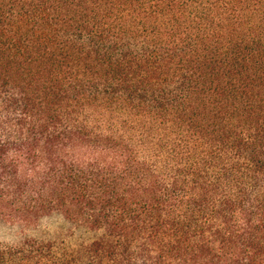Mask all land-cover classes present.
Listing matches in <instances>:
<instances>
[{
  "label": "trees",
  "instance_id": "trees-1",
  "mask_svg": "<svg viewBox=\"0 0 264 264\" xmlns=\"http://www.w3.org/2000/svg\"><path fill=\"white\" fill-rule=\"evenodd\" d=\"M52 215L74 264H264V0H0V221Z\"/></svg>",
  "mask_w": 264,
  "mask_h": 264
},
{
  "label": "rangeland",
  "instance_id": "rangeland-1",
  "mask_svg": "<svg viewBox=\"0 0 264 264\" xmlns=\"http://www.w3.org/2000/svg\"><path fill=\"white\" fill-rule=\"evenodd\" d=\"M94 238L92 231L61 215L42 219L31 227L0 221V264H74L85 259V248ZM29 261V262H28Z\"/></svg>",
  "mask_w": 264,
  "mask_h": 264
}]
</instances>
